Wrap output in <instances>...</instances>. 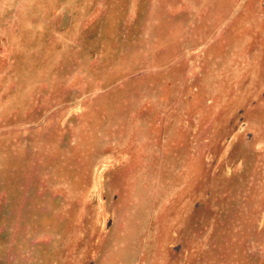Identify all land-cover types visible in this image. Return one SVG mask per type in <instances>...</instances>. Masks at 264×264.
Here are the masks:
<instances>
[{
	"label": "rangeland",
	"instance_id": "374dc122",
	"mask_svg": "<svg viewBox=\"0 0 264 264\" xmlns=\"http://www.w3.org/2000/svg\"><path fill=\"white\" fill-rule=\"evenodd\" d=\"M0 264H264V0H0Z\"/></svg>",
	"mask_w": 264,
	"mask_h": 264
}]
</instances>
